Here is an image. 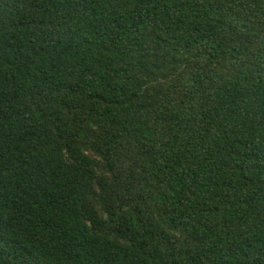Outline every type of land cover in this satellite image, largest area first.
Segmentation results:
<instances>
[{
	"label": "trees",
	"instance_id": "1",
	"mask_svg": "<svg viewBox=\"0 0 264 264\" xmlns=\"http://www.w3.org/2000/svg\"><path fill=\"white\" fill-rule=\"evenodd\" d=\"M0 264H264V0H0Z\"/></svg>",
	"mask_w": 264,
	"mask_h": 264
}]
</instances>
